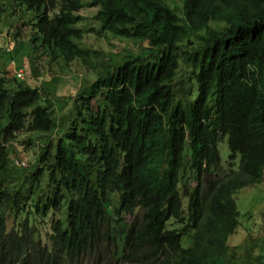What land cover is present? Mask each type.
I'll return each mask as SVG.
<instances>
[{"label": "trees", "instance_id": "16d2710c", "mask_svg": "<svg viewBox=\"0 0 264 264\" xmlns=\"http://www.w3.org/2000/svg\"><path fill=\"white\" fill-rule=\"evenodd\" d=\"M3 4L35 21L30 59L96 79L57 112L0 68V264H264V238L233 237V196L264 182V0ZM85 8L95 32L77 28ZM85 33L147 47L101 58ZM18 146L31 163L9 169Z\"/></svg>", "mask_w": 264, "mask_h": 264}, {"label": "rangeland", "instance_id": "374dc122", "mask_svg": "<svg viewBox=\"0 0 264 264\" xmlns=\"http://www.w3.org/2000/svg\"><path fill=\"white\" fill-rule=\"evenodd\" d=\"M82 2H90V0H81ZM7 7L6 4L0 6V34L6 33L9 38L13 40L26 38L24 35H19V31L24 29V26L29 24V18L25 20H20L16 17L12 18L10 13H6L3 8ZM97 9L85 8L80 12V15L83 16L84 20L77 28L82 30H88L89 28L94 29L92 32H95L99 29V24L93 20L94 15L96 14ZM90 30V29H89ZM25 42L23 43V45ZM28 44V43H27ZM77 44L84 48L90 50H97L102 54L101 58H109L115 55H123L124 53L140 54L144 51L146 44L140 45L130 40H122L113 37L107 33H85L82 40L77 41ZM6 41L1 40L0 37V68H10L24 67L25 57H28V47H23L17 51V53L7 54L5 52ZM29 58V57H28ZM28 59L27 71L29 76L25 80V83L32 80L33 76L35 77V82L39 81L40 86H49L47 89L53 100L57 103L55 108L57 112L60 111V103L62 100H68L72 95L73 89H85L91 85V83L96 79V75L86 68L83 65L76 66L72 65L70 67L66 66L63 62H57L52 67L53 74L49 73V64L47 61L42 64V72L39 73L36 65L38 60ZM31 64H30V63ZM32 77V78H30ZM37 77L39 80H37ZM33 85V84H29ZM219 155L221 158V168L218 172V177H223L228 169V159L230 155V150L227 144V139H224L218 144ZM17 153H24L27 156V161L31 163L32 151L23 152L21 146L16 147ZM15 155L14 157H9V169L18 168L15 165ZM16 176V175H13ZM233 199L236 202L237 211L239 212V222L240 230L239 233L235 236L236 240L241 241L246 236L247 233L252 234V238L263 239L264 238V182L260 185L245 187L238 191ZM248 230L249 232H247ZM232 238L230 241H232ZM235 242V241H234ZM264 244V242H263ZM190 245L189 241L184 243L185 247ZM86 264H93L87 262Z\"/></svg>", "mask_w": 264, "mask_h": 264}, {"label": "clouds", "instance_id": "9594fccd", "mask_svg": "<svg viewBox=\"0 0 264 264\" xmlns=\"http://www.w3.org/2000/svg\"><path fill=\"white\" fill-rule=\"evenodd\" d=\"M31 18V19H29L30 21H32V22H30L29 24H27V25H25L24 26V29L22 30V31H19V35H24V36H26V38L28 39V33H29V26H30V24H33V23H35V21H34V19H33V17L32 16H30V15H28V16H26V17H23V20H25L26 18ZM12 18H14V17H12ZM22 21V20H21ZM26 21V20H25ZM0 37H1V40H4V41H6V48H5V52L7 53V54H12V53H14L15 52V50H14V48H15V45H16V41L15 40H13L12 38H9L8 36H7V34L6 33H3V34H0ZM28 57H29V55H28ZM27 57V59H30V58H28ZM43 57V56H42ZM38 58V57H37ZM40 58V57H39ZM43 58H46V57H43ZM46 60V59H45ZM31 61V60H30ZM31 62H33V61H31ZM34 62H35V60H34ZM33 62V63H34ZM48 62V64H49V62L50 61H47ZM57 62H63V60H59V61H57ZM57 62H55V63H53V62H51L52 64L50 65L49 64V73L50 74H53V72H52V67L54 66V64H56ZM27 63H28V60H27ZM30 63V62H29ZM64 63V62H63ZM31 64V63H30ZM36 68H37V70H38V72L39 73H41L42 72V67H41V65H40V60H38V63H37V65H36ZM1 70H5V71H8V72H10L11 73V75H13L17 80H19V81H22V82H25V80L27 79V77L29 76V73H28V69L27 68H19V67H17L16 69L15 68H10V69H7V68H1ZM30 78H32V77H30ZM35 77L33 76V78H32V80H30V83H29V81L28 82H26L27 84H33L32 86H35V85H38L39 87H41L42 89H45V90H47V89H49L50 87L47 85V86H40L39 85V81L38 82H35ZM37 80H39V78L37 77ZM31 86V85H30ZM55 103H57V101L55 102ZM56 110H57V108H55ZM23 152H25V151H23ZM15 160H14V162H15V165H16V167L17 168H20V169H26V167H28V165H29V161H27V156H26V154H24V153H17V154H15ZM39 225V222L37 221V220H35V219H33L32 217L30 218V228H34L35 227V229L36 230H38L39 229V231H40V233L41 232H43V233H48V234H50L51 233V229H50V226L49 225H42L41 227H39L38 226ZM93 263V262H92ZM94 264V263H93Z\"/></svg>", "mask_w": 264, "mask_h": 264}, {"label": "crops", "instance_id": "0c3cea01", "mask_svg": "<svg viewBox=\"0 0 264 264\" xmlns=\"http://www.w3.org/2000/svg\"><path fill=\"white\" fill-rule=\"evenodd\" d=\"M25 42V44L23 45V43ZM28 43V39L27 38H22V39H17L16 40V45H15V48H14V50H15V54L17 53V51L19 50V49H21V48H23V47H27L26 46V44ZM27 51H28V49H27ZM27 57H25V60H24V67H19V68H27L26 66H27ZM7 69H10V67H6Z\"/></svg>", "mask_w": 264, "mask_h": 264}]
</instances>
